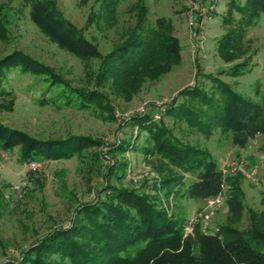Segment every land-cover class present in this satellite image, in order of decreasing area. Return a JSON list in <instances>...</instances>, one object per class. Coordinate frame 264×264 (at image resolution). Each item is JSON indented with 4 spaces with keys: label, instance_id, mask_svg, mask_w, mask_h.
<instances>
[{
    "label": "trees",
    "instance_id": "16d2710c",
    "mask_svg": "<svg viewBox=\"0 0 264 264\" xmlns=\"http://www.w3.org/2000/svg\"><path fill=\"white\" fill-rule=\"evenodd\" d=\"M87 1L79 0L80 4ZM122 2L94 0L84 25L78 27L63 15L56 0H29L31 18L43 32L80 59L97 62L92 69V88L72 85L51 66L17 48L0 57V83L7 70L18 68L23 74L38 76L46 85L48 90L36 100L40 106L92 110L113 120L110 94L131 99L144 81L167 72L181 56L180 40L172 31L171 19L160 15L150 21L146 0H135L134 24L121 30L107 50L86 36L84 31L89 27L117 31ZM200 4L210 9L211 0ZM227 5L222 16L227 28L217 39L219 56L241 48L247 28L264 15V0H227ZM196 21L193 15L192 25ZM5 34L6 26L0 20V36ZM248 66L249 60L235 62L216 73L238 77ZM200 74L202 79L196 77L192 84L182 87L164 107L145 109L127 118L149 140L143 152L163 159L175 169L174 173L159 174L154 192H144L137 186L114 184L111 179L121 177L116 168L108 165L105 186L93 201L79 204L67 225L54 226L23 249L19 258H7L2 264H264V209L246 207L239 185L241 175H223L208 148L182 140L172 129L175 125L184 133L207 136L218 130L230 136L234 144L244 146L257 134L264 135V91L257 89L251 97L217 74ZM0 96L9 97L8 108H12V90L0 85ZM156 114L163 117L156 120ZM164 116L172 120L171 126ZM98 144V139L84 134L38 138L0 122V148L18 146L24 161L68 158ZM133 147L117 139L108 149L123 153ZM127 165L120 162L117 168L123 172ZM184 174H193L194 178L186 181ZM174 185H185L182 194L194 199L213 198L224 186L225 223L207 233L196 224L193 235L184 234L181 220L157 201L158 189ZM244 210L248 227L239 229Z\"/></svg>",
    "mask_w": 264,
    "mask_h": 264
},
{
    "label": "rangeland",
    "instance_id": "374dc122",
    "mask_svg": "<svg viewBox=\"0 0 264 264\" xmlns=\"http://www.w3.org/2000/svg\"><path fill=\"white\" fill-rule=\"evenodd\" d=\"M63 15L76 26L82 27L94 4L88 0H56ZM149 20L164 15L171 19L172 31L179 38L181 56L167 72L155 79H147L131 99L110 94L114 107V119L109 120L100 112L78 110L70 107L40 106L36 100L46 85L38 76L23 74L18 68L7 70L0 85L12 90L14 101L8 108L9 97L0 96V122L38 138L64 137L67 134L90 135L100 144L61 159L28 160L20 157L18 146L9 150L0 148V264L7 258H19L21 251L35 242L44 232L56 225H67L79 204L91 202L97 191L106 183L108 165L116 168L120 179L114 184L137 186L144 192H152L159 174L174 173V168L158 156L146 154L142 147L149 144L146 134L132 125L127 118L140 107L156 110L171 102L178 90L192 84L201 72L217 74L239 92L251 97L255 90L264 91V15L247 28L243 45L237 50L217 53V39L226 30L222 16L227 11V0H211L210 9L201 7L202 0H146ZM135 0H123L118 11V25L109 30L97 31L89 27L84 33L105 51L121 30L134 24L137 15ZM29 0H0V20L6 26L5 36H0V57L14 48L20 49L51 66L72 85L81 88L94 86L92 69L97 62L80 59L66 48L59 46L33 21ZM197 21L190 24L189 17ZM239 14L234 12V17ZM249 60L246 72L238 77L216 73L220 68ZM200 69L201 72L198 73ZM207 85L210 81L204 79ZM48 90V89H47ZM50 91L47 92L49 95ZM156 112V111H154ZM154 116L156 120L162 118ZM171 126L172 120L164 116ZM173 132L184 141L208 148L218 166L241 162L248 173L258 176L262 165L264 135L257 134L244 146L231 141V137L215 130L207 136L198 132H186L172 126ZM120 138V139H119ZM117 139L132 144L123 153H114L110 146ZM125 162L124 173L117 164ZM235 175V174H232ZM241 175V174H240ZM192 180L193 174H184ZM240 189L246 207L263 210L264 182L240 176ZM185 185L158 189L157 201L182 222V226L207 212L210 215L207 231H217L226 221L227 206L224 187L222 195L209 199L188 198L182 194ZM154 192V191H153ZM214 201H211L213 200ZM244 210L238 223L239 229H247L248 217ZM199 229H200V224ZM193 226L189 235L194 234ZM183 228V227H182ZM201 231V230H200ZM207 233V232H206Z\"/></svg>",
    "mask_w": 264,
    "mask_h": 264
},
{
    "label": "built area",
    "instance_id": "2783aa9c",
    "mask_svg": "<svg viewBox=\"0 0 264 264\" xmlns=\"http://www.w3.org/2000/svg\"><path fill=\"white\" fill-rule=\"evenodd\" d=\"M189 20H190V24H192V16L189 17ZM144 110H145L144 107H140L137 110V112L141 113V112H144ZM155 116L159 117L158 114H156ZM262 156L263 157H262L261 171H260L258 176L253 175V173L250 176V174L248 173V170L245 169V165H243L241 162H233L231 164L222 165L221 171H222L223 175L241 174L242 176H246V177L251 178L253 181L260 180V181L264 182V148L262 151ZM223 190H224V186H222V191L217 196H215L216 199H218L222 195ZM211 201H214V199ZM210 215L211 214H209L207 212L199 213L196 218L189 221L187 224H185L183 226L184 234H188L189 232H191L193 226L195 224H198V223L200 224L201 232H203V233L208 232L207 229H208Z\"/></svg>",
    "mask_w": 264,
    "mask_h": 264
}]
</instances>
